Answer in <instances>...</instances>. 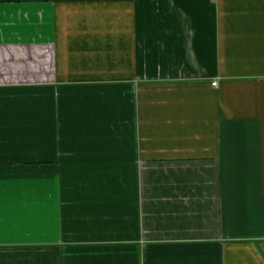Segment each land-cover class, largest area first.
Listing matches in <instances>:
<instances>
[{"label":"crops","instance_id":"obj_1","mask_svg":"<svg viewBox=\"0 0 264 264\" xmlns=\"http://www.w3.org/2000/svg\"><path fill=\"white\" fill-rule=\"evenodd\" d=\"M0 264H264V0H0Z\"/></svg>","mask_w":264,"mask_h":264},{"label":"built area","instance_id":"obj_2","mask_svg":"<svg viewBox=\"0 0 264 264\" xmlns=\"http://www.w3.org/2000/svg\"><path fill=\"white\" fill-rule=\"evenodd\" d=\"M216 84H217L216 80L212 81V85H216Z\"/></svg>","mask_w":264,"mask_h":264}]
</instances>
